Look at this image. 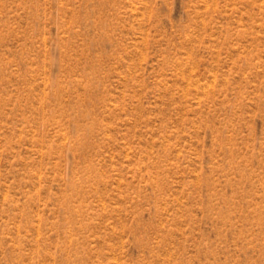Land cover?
Returning a JSON list of instances; mask_svg holds the SVG:
<instances>
[{
  "label": "rangeland",
  "instance_id": "1",
  "mask_svg": "<svg viewBox=\"0 0 264 264\" xmlns=\"http://www.w3.org/2000/svg\"><path fill=\"white\" fill-rule=\"evenodd\" d=\"M0 264H264V0H0Z\"/></svg>",
  "mask_w": 264,
  "mask_h": 264
}]
</instances>
